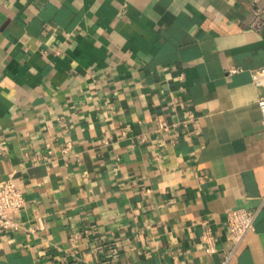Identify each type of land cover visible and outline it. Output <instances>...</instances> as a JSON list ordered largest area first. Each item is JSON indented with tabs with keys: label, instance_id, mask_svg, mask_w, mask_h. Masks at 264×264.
Listing matches in <instances>:
<instances>
[{
	"label": "crops",
	"instance_id": "0c3cea01",
	"mask_svg": "<svg viewBox=\"0 0 264 264\" xmlns=\"http://www.w3.org/2000/svg\"><path fill=\"white\" fill-rule=\"evenodd\" d=\"M262 6L0 0V264H264Z\"/></svg>",
	"mask_w": 264,
	"mask_h": 264
},
{
	"label": "built area",
	"instance_id": "2783aa9c",
	"mask_svg": "<svg viewBox=\"0 0 264 264\" xmlns=\"http://www.w3.org/2000/svg\"><path fill=\"white\" fill-rule=\"evenodd\" d=\"M252 13L254 25L257 27L263 26L264 6L252 9ZM233 71L235 72L236 69H233ZM260 75L264 76V67H260L253 72L255 78ZM257 104L264 124V96H260L257 99ZM159 126L163 129H168L169 127L166 122H161ZM24 205L25 198L23 192L16 185L14 179L10 176L0 180V226L3 228H16L18 223L12 218L11 213L20 211ZM259 211L260 207H233L227 211L226 222L229 228L228 237L233 243V248L222 261L216 264H228L234 251L245 239L247 234L255 230V222ZM92 250L96 251V248ZM209 251H213V247H209Z\"/></svg>",
	"mask_w": 264,
	"mask_h": 264
}]
</instances>
